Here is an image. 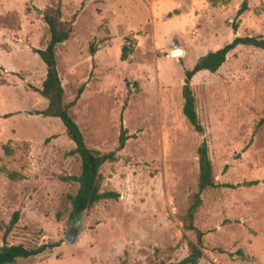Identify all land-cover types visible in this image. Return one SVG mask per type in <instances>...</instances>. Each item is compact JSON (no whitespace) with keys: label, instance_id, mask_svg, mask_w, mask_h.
<instances>
[{"label":"rangeland","instance_id":"obj_1","mask_svg":"<svg viewBox=\"0 0 264 264\" xmlns=\"http://www.w3.org/2000/svg\"><path fill=\"white\" fill-rule=\"evenodd\" d=\"M244 1L62 0L63 18L77 17L58 68L68 101L84 87L74 113L87 144L109 152L122 127L129 137L102 167V190L120 196L81 215L72 245L64 237L79 184L63 177L79 175L82 159L63 122L41 114L48 101L37 90L47 67L35 50L50 39L42 11L52 0H0V225L20 210L8 244L60 243L14 264L179 263L185 234L195 240L183 217L204 140L220 186L203 194L196 218L206 233L200 264H264V183L244 185L264 180V50L239 46L218 71L193 78L203 134L183 112L186 69L237 36H264V0L238 15Z\"/></svg>","mask_w":264,"mask_h":264},{"label":"trees","instance_id":"obj_2","mask_svg":"<svg viewBox=\"0 0 264 264\" xmlns=\"http://www.w3.org/2000/svg\"><path fill=\"white\" fill-rule=\"evenodd\" d=\"M249 8L248 0L242 3L238 15L244 13ZM44 21L50 31V39L45 48L36 49L43 62L46 64L47 73L41 88L38 92L48 101V106L41 111L46 117L59 118L65 128L68 137L75 143L72 154H78L82 159L81 173L63 177L65 180H72L79 184L77 193L70 197L72 204L71 217L81 216L93 206L103 200L118 198L120 194L115 191H103L102 167L106 163H114L120 159L118 153L123 150L129 139L127 130L122 127L118 146L115 150L102 152L90 147L87 144L85 134L76 120L74 107L80 100L84 87L82 86L76 97L72 101L66 99L65 88L60 77L57 54L60 46L68 41L74 33V22L77 13L71 20L63 18L62 0H52L50 6L42 11ZM234 29H238V24L234 23ZM239 46L255 47L264 50V36H237L230 43L216 51H210L202 55L192 69L185 70V84L183 86L184 106L183 112L192 124L196 132L203 134V126L199 112L198 99L194 93L192 80L201 71L216 72L226 62L228 55ZM93 54L97 47L91 46ZM132 51L129 44L122 48V60H126ZM261 121H264L262 118ZM199 158V181L198 190L192 195L190 206L183 217L184 230L186 233H193L195 240L185 234V239L189 246V254L177 264H200L204 258V236L205 232L196 224L197 215L203 205V194L220 186L216 181L214 166L210 156V148L204 140L197 149ZM16 178L15 173H9ZM264 180H254L245 182L246 186L258 185ZM21 211L14 212L12 220L4 227L5 244L0 247V264H14L19 259H29L51 251L60 246L59 242L44 243L38 246H26L24 244H8L7 237L20 221Z\"/></svg>","mask_w":264,"mask_h":264},{"label":"water","instance_id":"obj_3","mask_svg":"<svg viewBox=\"0 0 264 264\" xmlns=\"http://www.w3.org/2000/svg\"><path fill=\"white\" fill-rule=\"evenodd\" d=\"M183 54H184V49L180 48L179 46H175V48L173 49V55L178 56ZM81 231H82V217L76 216L74 218L72 226L69 227L64 238L68 243L74 245L78 241Z\"/></svg>","mask_w":264,"mask_h":264},{"label":"built area","instance_id":"obj_4","mask_svg":"<svg viewBox=\"0 0 264 264\" xmlns=\"http://www.w3.org/2000/svg\"><path fill=\"white\" fill-rule=\"evenodd\" d=\"M168 56H170V55L168 54Z\"/></svg>","mask_w":264,"mask_h":264}]
</instances>
